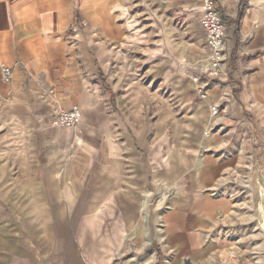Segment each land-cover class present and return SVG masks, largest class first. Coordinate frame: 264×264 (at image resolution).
I'll return each instance as SVG.
<instances>
[{"label": "crops", "instance_id": "obj_1", "mask_svg": "<svg viewBox=\"0 0 264 264\" xmlns=\"http://www.w3.org/2000/svg\"><path fill=\"white\" fill-rule=\"evenodd\" d=\"M159 1L0 0V264H252L264 0H217L220 70ZM165 1L192 33L203 0Z\"/></svg>", "mask_w": 264, "mask_h": 264}, {"label": "built area", "instance_id": "obj_2", "mask_svg": "<svg viewBox=\"0 0 264 264\" xmlns=\"http://www.w3.org/2000/svg\"><path fill=\"white\" fill-rule=\"evenodd\" d=\"M200 25L205 35L206 47L209 51L208 67L214 70H220L221 65L225 61V22L217 0H203ZM0 70L4 79L8 81L11 77V70L5 66H1ZM198 80V78H195L194 82ZM198 91L202 98H206L202 89ZM78 118L79 111L77 109L62 112L57 118L56 125L63 129L72 128L77 123Z\"/></svg>", "mask_w": 264, "mask_h": 264}, {"label": "rangeland", "instance_id": "obj_3", "mask_svg": "<svg viewBox=\"0 0 264 264\" xmlns=\"http://www.w3.org/2000/svg\"><path fill=\"white\" fill-rule=\"evenodd\" d=\"M158 6H160L161 14H163V17L161 14H158L160 23H162L163 26L162 29H164L165 34L167 33L166 36L169 35L170 37H172L175 46H178L180 49L184 50L185 48H187V46H189V42L194 40V44L198 46V48H194H196L197 50L203 49L209 55V51L200 44L203 40L205 41V35L200 25L201 18L199 22L196 23L195 27H191L192 33H189V29L186 23L182 21L179 14V6L169 7V4H166L165 0H163L162 4L159 1ZM154 14L156 15V13ZM230 31L231 30L229 28L227 31L228 34H230ZM253 239L256 241L257 247L255 245V249L251 252L252 255L250 256V261L252 264H264V250H262L264 236L259 231L258 236H253Z\"/></svg>", "mask_w": 264, "mask_h": 264}, {"label": "trees", "instance_id": "obj_4", "mask_svg": "<svg viewBox=\"0 0 264 264\" xmlns=\"http://www.w3.org/2000/svg\"><path fill=\"white\" fill-rule=\"evenodd\" d=\"M240 17V15L238 16V18Z\"/></svg>", "mask_w": 264, "mask_h": 264}]
</instances>
